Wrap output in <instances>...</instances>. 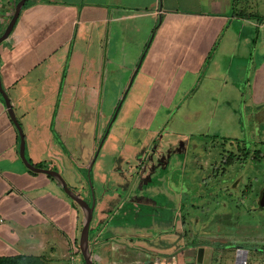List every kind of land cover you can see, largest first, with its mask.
<instances>
[{"label": "crops", "instance_id": "1", "mask_svg": "<svg viewBox=\"0 0 264 264\" xmlns=\"http://www.w3.org/2000/svg\"><path fill=\"white\" fill-rule=\"evenodd\" d=\"M17 2L0 0V35ZM242 12L264 15V0H31L0 43L1 80L23 127L28 159L37 166L68 170L69 158L59 142L62 131L55 127L61 117L57 111L72 108V100L77 106L88 101L87 107H95V100L111 101L113 92L132 88L140 107L134 122L143 130L155 122L160 108L168 110L163 124L182 108L191 109L185 112L189 118L194 111L199 114L198 107L233 98L253 124L249 132L264 134V21ZM228 87H234L236 95L227 93ZM118 98L115 94V102ZM174 122L179 123L176 118ZM126 128L121 125L120 130ZM172 133L183 132L179 126H159L152 138ZM107 134L101 136V146ZM20 144L0 93V215L5 218L0 256H31L37 264H85L78 244L81 207L54 178L24 164ZM166 153V146L154 143L139 155L137 165L118 169L123 173L117 183L127 188V195L106 210L102 206L111 196L99 200L96 210L104 212L90 231L95 264H161L168 253L187 245L192 253L203 246L208 264L232 262L228 258L234 257L235 242L227 232L215 230V219L204 214L189 215L186 225L172 196L171 215L158 211L138 217L124 210L138 185L142 190L156 187L144 177ZM123 170L136 171V181ZM73 184L85 193L80 184ZM257 240L264 243V238ZM246 245L248 264L264 260V244Z\"/></svg>", "mask_w": 264, "mask_h": 264}, {"label": "rangeland", "instance_id": "2", "mask_svg": "<svg viewBox=\"0 0 264 264\" xmlns=\"http://www.w3.org/2000/svg\"><path fill=\"white\" fill-rule=\"evenodd\" d=\"M118 80L120 86L121 77ZM228 89L227 93L236 95L234 87ZM133 93V88L130 92L115 91L113 100L100 98L95 100L96 106L92 108L87 107L88 101L83 103V106H77V101L72 100V108L67 106L61 108L62 112L56 113V116H61L55 127L62 131L59 142L69 158L66 163L79 173L81 185L88 193L90 201L93 192L98 201L102 200V195L107 191L105 197L111 198L102 206V210H106L126 197L127 188L117 183L119 175L123 173L118 169H126L130 164L137 165L139 155L146 153L149 146L156 143V147L166 146L169 153H166L157 165H152L144 178L150 181V185H157L145 190L138 185L126 199L124 210L138 217L158 211L171 215V212H174V206L170 203L172 196V200L176 201V208L186 217V225H190L187 218L189 215L204 214L205 217L215 219V230L224 229L227 232L226 237L235 243L264 244L256 242L257 239L260 241L264 238V207L259 204L257 190L259 185H264V155L259 156L260 150L264 152V134L254 130L249 132L253 124L247 121L246 116H242L239 103L232 98L220 105L198 107L196 111H199V114L194 111L190 115L187 114L189 118L185 116V112L188 110L189 113L191 109L182 108L179 113L168 114L169 117L171 115V120L163 124L161 121H164L168 110L160 108L155 122L148 124V130H143L142 125H136L134 122L140 107L138 97H134ZM115 94H119L117 102L114 100ZM116 105L117 111L114 110ZM175 118L179 123L174 122ZM121 125L127 126L125 131L120 130ZM260 125L264 132V123ZM159 126H179L183 133L180 137L172 133L155 140L152 138V131H157ZM200 130L204 133H200ZM103 134L107 136L101 146ZM245 151L249 152L246 159L245 154H242ZM230 152H234L233 158L242 155V163L247 162L243 170H230L225 165L224 161ZM254 152L258 153V158L252 160ZM214 164L219 169L214 171ZM222 167L225 170H222ZM123 171L127 173V170ZM233 175L239 176V186L236 191L233 188L229 190L233 193L230 196L225 193L222 185L224 186L226 180L232 179ZM137 176L136 171L127 173V177L133 182ZM160 177L163 180L159 179ZM246 185L247 191L242 194L241 191L245 190ZM108 193L111 194L107 195ZM132 200L138 201L139 204H132ZM100 212L95 211L93 226L97 223L98 215L104 211ZM140 221L144 223L146 219ZM200 221L199 223L202 222ZM254 264H264V260L258 259Z\"/></svg>", "mask_w": 264, "mask_h": 264}, {"label": "water", "instance_id": "3", "mask_svg": "<svg viewBox=\"0 0 264 264\" xmlns=\"http://www.w3.org/2000/svg\"><path fill=\"white\" fill-rule=\"evenodd\" d=\"M29 0H18V2L15 5V9H14V13L12 15V18L10 19L8 25L6 26L4 32L0 35V43H2L4 40H6L10 33L12 32L19 16L20 13L24 7V5L26 4V2ZM0 93L5 101V104L7 106L8 112L10 114V117L12 118L14 124L16 125L19 134H20V138H21V144H20V156L24 162V164L31 170L35 171V172H43L46 173L48 175H50L52 178H54V180L62 187V189L64 190V192L75 202H77L79 204V206L81 207L82 211H83V225H82V230L80 233V238H79V249L81 251V254L83 256V259L85 261V264H95L94 262V258H93V254L92 251L90 249V231H91V223L92 220L94 218V213L96 211L97 208V203L99 202V200L97 201L94 192L92 193V200L89 201L88 197V193H84L82 194V192L79 190L75 189V185L73 184L74 182L76 184H80L81 185V179L79 176V173L73 168L70 167L68 170L66 171H60L57 168H50V167H41V166H37L36 164H34L33 162H31L28 157L26 156L25 153V148H26V144H25V133L23 130V127L15 113V110L13 108L10 96L7 92V90L4 88L3 84H2V80H1V75H0ZM50 104L52 106H55L53 102H50ZM44 106V105H43ZM92 108V107H91ZM44 110V109H43ZM55 107L53 108L52 111H55ZM111 128H108V130ZM98 152L95 154V157L97 156ZM65 157V156H64ZM94 157V158H95ZM58 160V164L61 165L62 161L57 158ZM65 160H67V158L65 157ZM91 166V165H90ZM70 174V179H73L72 181L67 177V174ZM71 182H73L71 184ZM82 186V185H81ZM83 188V187H82ZM107 191H105V193L102 195L104 196L106 194ZM261 205L264 206V195L262 197L261 200ZM231 248L234 250V257L232 258H228L229 260H231V263H227V264H248V260L250 258V249L246 246V244L244 243H233L231 245ZM204 247L200 246L197 248V252H193L191 251V246L187 245L184 249H181L179 252H177L176 254L168 253L167 256L165 257L161 264H169V263H173V264H208L206 263V259H205V255H204ZM215 261H211L209 264H213ZM140 264H159L157 262V260H149L147 262H143Z\"/></svg>", "mask_w": 264, "mask_h": 264}, {"label": "flooded vegetation", "instance_id": "4", "mask_svg": "<svg viewBox=\"0 0 264 264\" xmlns=\"http://www.w3.org/2000/svg\"><path fill=\"white\" fill-rule=\"evenodd\" d=\"M246 149V148H245ZM248 151L246 152H243L242 154H245V159H246V156L248 155ZM257 152H254V156L252 157V160L255 158H258L257 157ZM235 154H234V152H230L229 153V156H228V158H226L227 160H228V162H225L226 164L225 165H227L229 168H230V170H238V171H240V170H243V167L244 166H246L245 164H247V162H245V163H242V162H244L243 161V158H242V155L240 156V155H238V157H236V158H233V156H234ZM225 159V160H226ZM230 159H232L233 161H230ZM236 159H237V161H236ZM244 164V165H243ZM216 164H214V166H213V169H214V171L216 170V169H219V167H217V165L215 166ZM236 166H237V168H236ZM222 170H225V168H223L222 167ZM237 171V172H238ZM232 173H234V172H232ZM235 174H237V173H235ZM256 182L258 181L257 180V178H256V180H255ZM239 186V176H237V175H233V177H232V179H230L229 181L228 180H226V182H224V186L222 185V188H224L223 190L225 191V193H227L228 195H230V196H232V191H229L231 188H233V190H235L236 191V188ZM256 186V185H255ZM247 185H246V188H245V190L244 191H241V193L242 194H244V192H246L247 191ZM258 190V193H259V195H258V201H259V204L261 205V200H262V197H263V195H264V185H259V188L257 189ZM257 192V191H256ZM254 201H256V200H254ZM251 203H253V202H251ZM262 206V205H261ZM231 207V206H230ZM262 207H264V206H262Z\"/></svg>", "mask_w": 264, "mask_h": 264}, {"label": "trees", "instance_id": "5", "mask_svg": "<svg viewBox=\"0 0 264 264\" xmlns=\"http://www.w3.org/2000/svg\"><path fill=\"white\" fill-rule=\"evenodd\" d=\"M30 2L31 0L27 1L24 6H26ZM241 15L244 17H253L258 21H264V15L258 13L256 14L253 12H242ZM230 161L233 160L230 159ZM225 162H228V160L226 159ZM36 262V258L31 256H0V264H36Z\"/></svg>", "mask_w": 264, "mask_h": 264}, {"label": "built area", "instance_id": "6", "mask_svg": "<svg viewBox=\"0 0 264 264\" xmlns=\"http://www.w3.org/2000/svg\"><path fill=\"white\" fill-rule=\"evenodd\" d=\"M5 222V218L3 216L0 215V224Z\"/></svg>", "mask_w": 264, "mask_h": 264}]
</instances>
